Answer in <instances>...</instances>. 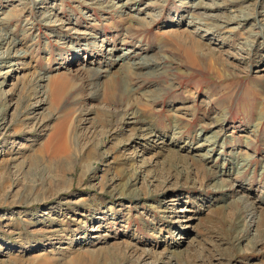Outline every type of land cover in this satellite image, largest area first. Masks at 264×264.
Instances as JSON below:
<instances>
[{"label":"rangeland","instance_id":"1","mask_svg":"<svg viewBox=\"0 0 264 264\" xmlns=\"http://www.w3.org/2000/svg\"><path fill=\"white\" fill-rule=\"evenodd\" d=\"M5 35L0 264H264V0H0Z\"/></svg>","mask_w":264,"mask_h":264},{"label":"bare ground","instance_id":"2","mask_svg":"<svg viewBox=\"0 0 264 264\" xmlns=\"http://www.w3.org/2000/svg\"><path fill=\"white\" fill-rule=\"evenodd\" d=\"M194 22V20H192V22L191 23H193ZM200 23V22H199ZM195 24V23H194ZM209 31V30H208ZM208 31H206V32H208ZM5 38H4V40H1V42H0V45L2 44V41H6L7 40V38H8V36L7 35H5L4 36ZM190 39H189V42L188 43H183V44H179V50H182L183 52V54H184V58H185V60H184V62L185 63H188V64H192V63H194V62H198V59L199 60H201V59H205V60H207L211 65H212V67H213V69H214V67H216L217 69H218V67H219V71L217 70V69H215L219 74H221L220 73V71H222V69H223V71L222 72H227V70H225V66L227 65V63L226 62H224L222 59H221V57L220 56H217L213 51H211V50H208V51H204L203 50V46L200 44V42H198V41H196L195 39H192L191 37H189ZM184 63V64H185ZM231 71V70H230ZM54 82V81H53ZM58 82V81H57ZM113 83H114V81H112ZM53 84V83H52ZM67 82H66V87H67ZM62 85H64V87H65V84H62V83H60V82H58V83H55L54 82V84H53V89H51V91L53 90V94H54V98L56 99V101H61V91L63 90V86ZM51 88H52V86H51ZM69 89V88H68ZM68 89H66V90H68ZM50 90V89H49ZM110 90H113L112 89V87H110ZM70 91V90H69ZM65 92V91H64ZM66 93V92H65ZM52 94V95H53ZM64 94V93H63ZM64 95H66V94H64ZM52 97V98H53ZM64 97V96H63ZM63 97H62V99H63ZM66 97V96H65ZM64 97V98H65ZM54 99V100H55ZM53 101V100H52ZM63 101V100H62ZM56 104V103H55ZM58 105H60V104H58ZM1 114V113H0ZM3 117H1L0 116V128L3 126ZM64 123L66 122V121H63ZM62 124V123H61ZM66 124V123H65ZM68 126V125H67ZM65 127H66V125H64V124H62V125H58V128H57V130H55V132H54V137L51 139V140H49L48 142H47V144H46V148H47V146H48V151H51L52 149H54V148H52V146H54V145H56L57 146V144H59L60 145V148H61V146L63 147V149H62V151H63V153L66 155V154H68V149H69V146L71 145V142H70V140L67 138V140H66V138H65ZM150 134V133H149ZM151 134H153L152 132H151ZM52 136H53V134H52ZM51 136V137H52ZM50 139V138H49ZM73 144V143H72ZM59 147V146H58ZM57 147V148H58ZM73 147V146H72ZM60 148H59V150H60ZM55 150V149H54ZM57 150V149H56ZM61 151V152H62ZM51 152H53V151H51ZM60 152V151H59ZM58 151L56 152V154L57 153H59ZM55 154V155H56ZM70 155V154H69ZM57 156V155H56ZM62 156V155H61ZM60 156V157H61ZM64 156V155H63ZM67 157V156H66ZM70 157V156H69ZM60 159V158H59ZM56 160V159H55ZM69 160V159H68ZM34 161H35V159H34ZM64 162V161H63ZM60 163H62V162H60ZM185 165V164H184ZM62 166V165H61ZM186 166V165H185ZM173 167V171H174V173H175V175H177V174H181V172H180V169H182V168H184V167H182V166H180V165H178V164H174V166H172ZM248 212V211H247ZM248 214H249V217H250V219H251V221L253 222V220H255L256 219V217L254 216V214H253V212L251 211V212H248ZM254 223V222H253ZM90 256V255H89ZM121 256V255H120ZM78 258H79V256H78ZM76 259V258H75ZM74 259V260H75ZM80 259V258H79ZM81 259H82V257H81ZM83 260V259H82ZM73 261V260H72ZM71 261V262H72ZM77 261V260H76ZM74 264V263H73Z\"/></svg>","mask_w":264,"mask_h":264}]
</instances>
